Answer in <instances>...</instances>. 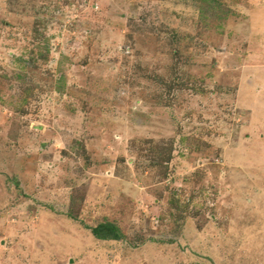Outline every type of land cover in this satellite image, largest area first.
Segmentation results:
<instances>
[{
	"label": "rangeland",
	"instance_id": "obj_1",
	"mask_svg": "<svg viewBox=\"0 0 264 264\" xmlns=\"http://www.w3.org/2000/svg\"><path fill=\"white\" fill-rule=\"evenodd\" d=\"M71 261L264 264V0H0V264Z\"/></svg>",
	"mask_w": 264,
	"mask_h": 264
},
{
	"label": "trees",
	"instance_id": "obj_2",
	"mask_svg": "<svg viewBox=\"0 0 264 264\" xmlns=\"http://www.w3.org/2000/svg\"><path fill=\"white\" fill-rule=\"evenodd\" d=\"M92 235L99 241H121L125 235L121 229L112 222H102L94 227L87 226Z\"/></svg>",
	"mask_w": 264,
	"mask_h": 264
},
{
	"label": "water",
	"instance_id": "obj_3",
	"mask_svg": "<svg viewBox=\"0 0 264 264\" xmlns=\"http://www.w3.org/2000/svg\"><path fill=\"white\" fill-rule=\"evenodd\" d=\"M72 263H73V261L70 262V264H72Z\"/></svg>",
	"mask_w": 264,
	"mask_h": 264
}]
</instances>
